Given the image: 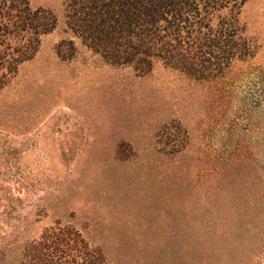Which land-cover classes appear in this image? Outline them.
I'll list each match as a JSON object with an SVG mask.
<instances>
[{
    "label": "rangeland",
    "instance_id": "obj_1",
    "mask_svg": "<svg viewBox=\"0 0 264 264\" xmlns=\"http://www.w3.org/2000/svg\"><path fill=\"white\" fill-rule=\"evenodd\" d=\"M29 1L57 24L0 90V215L28 216L25 241L80 234L88 264H264V0L238 16L249 55L214 82L113 65L66 0Z\"/></svg>",
    "mask_w": 264,
    "mask_h": 264
},
{
    "label": "trees",
    "instance_id": "obj_2",
    "mask_svg": "<svg viewBox=\"0 0 264 264\" xmlns=\"http://www.w3.org/2000/svg\"><path fill=\"white\" fill-rule=\"evenodd\" d=\"M66 1L67 26L75 36L109 63L140 73L160 61L197 81L214 82L250 52L238 25L247 0ZM56 24L53 13L32 9L29 0H0V70L5 72L0 90L35 57L42 37ZM58 54L72 59L73 42L63 40ZM242 151L241 145L235 147L229 166ZM249 154L256 166L254 153ZM28 219L0 215L11 228L0 230V264H88L91 255L80 234L70 229L50 228L38 239L23 240L20 223Z\"/></svg>",
    "mask_w": 264,
    "mask_h": 264
}]
</instances>
